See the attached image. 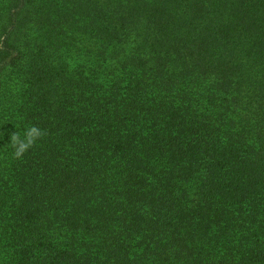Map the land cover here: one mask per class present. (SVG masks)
Instances as JSON below:
<instances>
[{
  "label": "trees",
  "instance_id": "16d2710c",
  "mask_svg": "<svg viewBox=\"0 0 264 264\" xmlns=\"http://www.w3.org/2000/svg\"><path fill=\"white\" fill-rule=\"evenodd\" d=\"M0 264H264V0H0Z\"/></svg>",
  "mask_w": 264,
  "mask_h": 264
},
{
  "label": "clouds",
  "instance_id": "9594fccd",
  "mask_svg": "<svg viewBox=\"0 0 264 264\" xmlns=\"http://www.w3.org/2000/svg\"><path fill=\"white\" fill-rule=\"evenodd\" d=\"M45 132L36 125L27 128L21 138L18 132H13L10 137L11 144L14 151V156L20 158L23 154L31 148L38 139L42 138Z\"/></svg>",
  "mask_w": 264,
  "mask_h": 264
}]
</instances>
